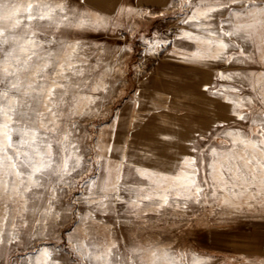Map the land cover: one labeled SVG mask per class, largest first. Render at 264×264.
Returning <instances> with one entry per match:
<instances>
[{"label": "rangeland", "instance_id": "1", "mask_svg": "<svg viewBox=\"0 0 264 264\" xmlns=\"http://www.w3.org/2000/svg\"><path fill=\"white\" fill-rule=\"evenodd\" d=\"M195 2L192 0L193 4ZM247 2L249 0H243L231 8L239 11ZM256 2L264 3V0ZM67 3L81 13H91L93 21L98 19L96 14L109 18L97 27L71 30L62 37L84 45L80 55L87 57L83 65L86 78L107 85V91L81 92L84 98L79 101L78 111L87 114L73 115L65 122L77 125L70 139L78 145L84 161L92 163L82 162L81 168L66 177L74 183L64 190L56 206L61 219L51 221L50 227L45 225L47 234L42 238L32 239L26 231L22 234L21 246L6 245L0 264H72L76 254L68 240L73 235H78L84 243L95 238L97 243L103 244L107 238L108 242L117 243L121 253L134 241H152L161 248L168 247L178 262L183 255L182 264L264 261V207L260 206L259 197L251 208L245 204L240 209L228 207L222 198H210L201 203L181 200L179 207L166 209L163 214L149 211L138 219L126 215V205L120 202H115L110 210H95L85 202L88 190L79 186L90 176L100 184L108 178L109 170L111 182L115 183L116 166L124 156L127 159L122 169L121 187L125 183L146 185L148 182L129 166L173 172L171 166L183 157L197 156V152L192 151L193 146L209 151L211 147L218 148L221 140L230 138L213 137L230 130L248 133L254 116L258 118V128L259 118L264 117V102H261L264 76L260 75L264 74V62L259 54L255 63L193 62L191 54L198 47L207 49L209 45L179 38L185 31L204 36L183 24L185 13L190 15L193 9L186 7L182 11V0H67ZM213 15L215 25L228 16V10L222 15L220 12ZM227 40L225 38V42ZM150 44H159L153 48L154 54L148 52ZM241 47L248 52L253 50L250 45L241 44ZM228 54L235 53L229 50ZM220 73L242 75L228 80L219 79ZM251 73L256 76L248 75ZM233 88L241 90L233 92L230 90ZM217 90L223 95L211 94ZM249 97L253 98L252 103H244L238 109L249 119L239 120L233 115L235 105L230 101L239 103ZM200 136L205 139L200 140ZM109 147L114 150L107 151ZM97 160L99 168L95 166ZM210 160L211 156L206 153L204 164ZM204 176L205 167L201 165L197 180ZM120 195L124 200L129 199L124 191ZM90 211L92 218L86 224L81 223L80 217ZM117 220L121 223H116ZM42 246H48L51 258L42 252L35 253ZM28 254H33L31 262L24 259Z\"/></svg>", "mask_w": 264, "mask_h": 264}, {"label": "snow or ice", "instance_id": "2", "mask_svg": "<svg viewBox=\"0 0 264 264\" xmlns=\"http://www.w3.org/2000/svg\"><path fill=\"white\" fill-rule=\"evenodd\" d=\"M241 2L243 0H196L193 4L192 0H182V11L186 7L193 9L190 15L185 13L183 24L204 36L185 31L179 38L209 45L207 49L198 47L191 54L193 62L255 63L257 54L264 62V3L249 0L239 11L231 8ZM225 9L228 16L214 25L213 14L222 15ZM96 16L98 19L93 21L91 13L69 7L67 0H0V260L4 258L6 245L21 246V237L26 231L32 239L42 238L47 234L45 225L50 227L51 221L61 219L56 206L64 190L74 183L66 177L85 162L78 145L70 139L77 125L65 122L73 115L87 114L78 111L79 101L84 98L81 92L107 91V85L86 78L83 65L87 57L80 55L84 45L62 37L71 30L94 28L109 19ZM241 44L253 46V50L245 51ZM158 46L150 44L149 54H154L153 48ZM229 50L235 54L229 55ZM241 75L220 73L218 78L231 80ZM248 75L256 76L255 73ZM208 90L205 85V91ZM211 94L223 95L219 90ZM87 98L95 102L92 97ZM252 99L249 97L239 103L230 101L235 105L233 115L239 120H248L249 116L238 109L244 103L251 104ZM257 119L252 118V128L246 134L239 130L217 134L213 139L230 138L221 140L218 148L211 147L209 151L193 146L192 151L197 152V156L183 157L171 166L173 172L129 166L148 182L146 185L125 183L121 187L122 169L127 159L124 156L116 166L115 183L111 182L109 170L108 178L100 184L90 176L79 185L88 190L85 202L98 211L110 210L115 202H120L126 205V215L138 219L149 211L163 214L166 209L179 207L181 200L201 203L210 198H222L228 207L240 209L245 204L251 208L259 197V204L264 207V117L259 118L258 128ZM206 153L211 160L205 165ZM201 165L205 167V176L198 181ZM95 166L100 167L99 160ZM121 191L129 195L128 200L123 199ZM92 216L91 211L81 216V223L86 224ZM68 243L76 254L72 264H182L183 261V255L178 262L168 247L161 248L152 241H134L130 247L126 246L125 253L119 251L115 241L108 242L107 238L103 244L97 243L95 238L84 243L78 235H73ZM41 252L51 258L48 246L35 250L37 255ZM24 259L31 262L33 254ZM255 264H264V261Z\"/></svg>", "mask_w": 264, "mask_h": 264}]
</instances>
